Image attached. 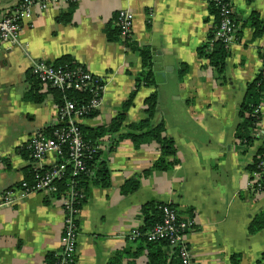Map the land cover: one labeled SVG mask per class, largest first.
<instances>
[{
	"label": "crops",
	"instance_id": "crops-1",
	"mask_svg": "<svg viewBox=\"0 0 264 264\" xmlns=\"http://www.w3.org/2000/svg\"><path fill=\"white\" fill-rule=\"evenodd\" d=\"M72 2L35 8L21 29L25 47L0 45V203L6 189L17 192L29 179L31 169H49L60 161L48 153L38 164L24 147L33 135H49L59 124V104L46 85L32 78L33 61L55 63L67 55L106 78L102 105L80 123L85 139L99 146L91 175L102 164L109 183L88 178L75 264H154L152 258L158 263L160 256L166 257L162 264H180L170 245L129 239L132 229L144 225L148 202L171 204L194 221L186 235L193 264H233L234 255H240L239 264H264V227L250 231L254 218L264 213V193L249 184L264 145V94L254 138L246 143L238 137L249 85L264 65V28L257 34L252 23L254 14L264 21V0H233L238 30L226 47L222 73L199 55L216 22L207 0ZM18 3L0 0V11ZM72 8L69 21L60 20ZM122 9L133 16L132 36L113 41L107 32L116 28ZM144 47L151 49L155 84L136 89L117 133L98 135L135 90ZM31 93L44 98L35 101L27 97ZM152 94L157 96L152 126L164 123L176 149L167 158L176 163L165 169L153 168L162 155L160 143L136 146L130 137H120L132 132L131 123L147 117L145 101ZM131 179L137 188L127 192ZM62 193L41 191L0 205V264L52 263L62 247Z\"/></svg>",
	"mask_w": 264,
	"mask_h": 264
},
{
	"label": "built area",
	"instance_id": "built-area-1",
	"mask_svg": "<svg viewBox=\"0 0 264 264\" xmlns=\"http://www.w3.org/2000/svg\"><path fill=\"white\" fill-rule=\"evenodd\" d=\"M60 1L62 0H19L14 8L0 11V45L6 43L11 46L25 47L21 42V29L24 20L32 14L35 8L45 10ZM207 1L217 8L219 16L215 37L209 39L208 42L212 43L218 39L228 47L236 39L238 30L233 0ZM116 26L122 37L131 38L133 16L129 10L122 9L118 12ZM32 74L41 84L60 90L64 95L58 109L59 124L52 129L49 135L43 132L33 135L27 142V148L38 164L48 153L57 154L60 161L49 169L35 168L34 178L23 180L17 192L15 187L6 189L0 205L14 203L17 199H23L41 191L59 192L58 183L66 177L69 169L70 174L75 177L80 173L91 175L93 168L87 165V161L99 152L98 145L85 139L80 121L91 116L102 105L106 78L93 73L82 65L73 67L45 60L34 61ZM259 78V83L264 86V65ZM75 90L87 92L88 97L82 101L69 97L67 92ZM261 110L260 103L253 107L251 113L256 122L261 119ZM249 184L254 192L264 193V158L261 157L255 162ZM85 196L84 190L79 187L75 178L72 179L69 188L62 193L61 199L65 215L61 239L62 247L55 254L51 264H75L79 236L78 214L81 201ZM193 225L194 221L181 217L173 205L164 204L161 221L144 233L140 228L132 229L129 239L136 240L144 235L146 241L149 242L166 241L171 247L177 249L181 264H193L186 239V235Z\"/></svg>",
	"mask_w": 264,
	"mask_h": 264
},
{
	"label": "trees",
	"instance_id": "trees-1",
	"mask_svg": "<svg viewBox=\"0 0 264 264\" xmlns=\"http://www.w3.org/2000/svg\"><path fill=\"white\" fill-rule=\"evenodd\" d=\"M75 2L73 1L71 5H73ZM74 7V6H73ZM73 8L71 9L70 13H68L66 16H63L60 18L62 21H69V17L72 13ZM217 8L214 5H211V12L216 14V22L215 27H213L210 31L209 39H213L215 37V33L217 31V24L219 21V16L217 12ZM252 23L256 27V33L259 34L262 32V28H264V21L260 19V17L257 14L253 15ZM108 38L110 40H117L120 36L119 28L116 26V28L109 29L108 30ZM130 45L133 48V42H130ZM140 56L142 59V70L140 73H138L136 77V88L131 93L130 97L124 101L122 106L121 113L118 114V116L113 120V122L108 127H103L98 129V135L106 134V133H117L120 128L123 120L125 119L126 112L129 109V107L133 104L135 95H136V89H138L142 85H153L155 84V76L153 73V60H152V53L150 47H144L143 49L139 50ZM199 55L204 58H208L210 61V64L219 72L222 73L225 67V61L227 56V48L224 45V43L221 40L216 39L215 41L208 42L206 45H204L199 50ZM55 64H68L70 66L77 65L71 57L69 56H63L60 59H58ZM182 74V73H181ZM32 78L36 80L37 83H39V80L32 74ZM260 78L258 77L254 83L249 85L248 93L245 102L242 105L241 109V117L243 121L239 125V132L238 137L242 139L244 142L248 143L253 136V132L256 128V119L252 115L253 107L257 104H259L261 96L264 94V86L259 83ZM50 92H52L55 95V98L60 104L63 101V93L60 90H57L55 88H49ZM69 97H73L78 101H82L85 98L88 97V93L85 91H69L67 92ZM28 98L33 99L35 101H41L44 98L43 94L39 93H31L27 95ZM146 112L147 117L144 119L133 122L130 124V128L132 132L120 134V137H130L131 140L134 142L136 146H140L143 143L151 142V141H157L161 144L162 148V155L161 157L155 162L153 165V168L157 169H165L169 168L170 166H173L176 162H170L167 160L169 155L174 154L176 151L174 142L171 138L167 136L166 127L164 123H159L156 126H152V120L155 115V109L157 105V96L156 94H152L149 97L146 98ZM81 129L84 135V127L81 124ZM137 131V132H136ZM28 152L29 149L27 148V143L24 147ZM98 155V154H97ZM95 155L91 160L87 161V165L94 168L95 162L97 161L98 156ZM264 158V145H262L259 148L258 156L256 157L254 163L252 164L251 168H255V162L260 158ZM35 171L34 169L30 170V176L27 180H32L34 178ZM93 178L92 175H85L84 173H80L77 177L70 174V169L67 171L66 177L64 179L60 180L58 183L59 186V192H65L72 181V179H76L78 181V185L80 188H82L86 194V184L88 183V178L92 177L93 182L95 183H101V184H108L109 183V176H108V170L102 166H98L96 175ZM137 188V181L136 179H131L125 186V191H133ZM86 197V196H85ZM85 198L83 199V201ZM81 201V205L83 203ZM80 205V207H81ZM164 204H157L154 202H148L143 206V214L145 216V222L144 225L140 228L141 232H147L149 229H151L153 226H155L158 222L162 219V206ZM264 227V213L259 214L254 218V220L251 222L250 225V231L255 233L262 229ZM136 240H142V242H146L147 244H155V243H164L166 245H169L166 241H155V242H149L146 241V238L144 235L139 237ZM135 241V240H134ZM173 248V247H172ZM173 253L179 257L178 251L176 248H173ZM240 261V255H234L233 256V264H239ZM152 262L154 264H162L163 262H166V257L160 256L158 258V263L156 262V259L152 258ZM181 262V261H180ZM181 264V263H180Z\"/></svg>",
	"mask_w": 264,
	"mask_h": 264
},
{
	"label": "water",
	"instance_id": "water-1",
	"mask_svg": "<svg viewBox=\"0 0 264 264\" xmlns=\"http://www.w3.org/2000/svg\"><path fill=\"white\" fill-rule=\"evenodd\" d=\"M158 76H160V77L163 78V77H165V73H163V72H159V73H158Z\"/></svg>",
	"mask_w": 264,
	"mask_h": 264
},
{
	"label": "bare ground",
	"instance_id": "bare-ground-1",
	"mask_svg": "<svg viewBox=\"0 0 264 264\" xmlns=\"http://www.w3.org/2000/svg\"><path fill=\"white\" fill-rule=\"evenodd\" d=\"M35 61H37V60H35ZM33 63H34V61H33ZM32 66H33V64H32ZM32 66H31V73H32Z\"/></svg>",
	"mask_w": 264,
	"mask_h": 264
}]
</instances>
